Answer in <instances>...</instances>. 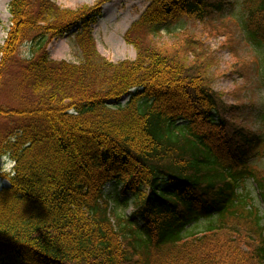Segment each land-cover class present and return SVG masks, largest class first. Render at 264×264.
<instances>
[{
    "label": "trees",
    "instance_id": "trees-1",
    "mask_svg": "<svg viewBox=\"0 0 264 264\" xmlns=\"http://www.w3.org/2000/svg\"><path fill=\"white\" fill-rule=\"evenodd\" d=\"M108 1L8 4L0 264H264V171L251 163L264 137L226 118L238 106L212 90L199 38L178 35V56L147 42L183 19L210 27L226 0H148L124 34L136 58L118 63L92 37ZM242 9V32L264 47V0ZM77 23L79 62L51 61L48 45ZM248 180L260 207L241 192ZM107 186L130 201V219L112 216Z\"/></svg>",
    "mask_w": 264,
    "mask_h": 264
},
{
    "label": "rangeland",
    "instance_id": "rangeland-1",
    "mask_svg": "<svg viewBox=\"0 0 264 264\" xmlns=\"http://www.w3.org/2000/svg\"><path fill=\"white\" fill-rule=\"evenodd\" d=\"M9 1L0 0V45L4 44L11 27ZM51 1L69 10L91 7L97 2V0ZM226 2L224 15L213 19L210 27L192 19H183L169 30L162 29L155 37L147 38V42L159 46L168 54L177 55L176 51L179 50L176 37L181 34L180 32L192 34L195 39L199 38L207 47L201 60L206 62L205 76L212 90L219 95L227 108L238 106L237 109L231 110L226 118L234 126L243 127L264 137V47L246 32H242L243 0ZM146 5L147 0H112L103 6L101 18L92 28L96 50L103 58L112 63L135 60V48L124 42L123 35L139 18ZM215 28L217 33H214ZM48 48L49 58L53 62L66 61L73 64L79 62L80 53L74 37L56 38L51 41ZM26 49V46L21 49L20 56L25 55ZM189 59H192L190 54ZM8 92L6 88L0 94L1 102L8 100ZM251 163L264 171V155L261 159H253ZM4 168H10V164ZM6 185H8L6 181L0 182V188ZM241 192L248 197L249 203L260 207L258 192L251 180L245 182ZM105 193L111 195L112 216L130 219L133 211L130 201L127 204V198L120 196L118 190L113 192L110 186L106 187Z\"/></svg>",
    "mask_w": 264,
    "mask_h": 264
}]
</instances>
